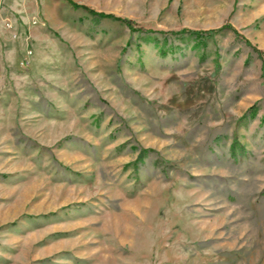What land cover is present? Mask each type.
<instances>
[{"label":"rangeland","instance_id":"1","mask_svg":"<svg viewBox=\"0 0 264 264\" xmlns=\"http://www.w3.org/2000/svg\"><path fill=\"white\" fill-rule=\"evenodd\" d=\"M0 264H264V0H0Z\"/></svg>","mask_w":264,"mask_h":264},{"label":"trees","instance_id":"2","mask_svg":"<svg viewBox=\"0 0 264 264\" xmlns=\"http://www.w3.org/2000/svg\"><path fill=\"white\" fill-rule=\"evenodd\" d=\"M88 11L91 13V14H93V15H101L100 13H98V12H96V11H93V10H91V9H88ZM102 16V15H101ZM125 22H126V24L127 25H130L131 26V24H132V21L131 20H124ZM133 26V25H132ZM192 33H194V34H202L201 32H199V31H191ZM210 34L211 33H213L212 31H210L209 32Z\"/></svg>","mask_w":264,"mask_h":264},{"label":"built area","instance_id":"3","mask_svg":"<svg viewBox=\"0 0 264 264\" xmlns=\"http://www.w3.org/2000/svg\"><path fill=\"white\" fill-rule=\"evenodd\" d=\"M6 26L9 28V29H12L13 28V25L12 23L9 21L6 23Z\"/></svg>","mask_w":264,"mask_h":264}]
</instances>
